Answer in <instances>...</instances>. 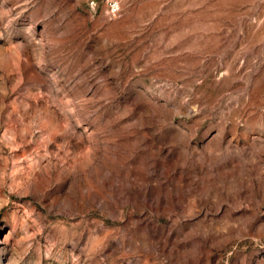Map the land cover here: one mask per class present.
Masks as SVG:
<instances>
[{
	"label": "rangeland",
	"instance_id": "374dc122",
	"mask_svg": "<svg viewBox=\"0 0 264 264\" xmlns=\"http://www.w3.org/2000/svg\"><path fill=\"white\" fill-rule=\"evenodd\" d=\"M0 264H264V0H0Z\"/></svg>",
	"mask_w": 264,
	"mask_h": 264
},
{
	"label": "built area",
	"instance_id": "2783aa9c",
	"mask_svg": "<svg viewBox=\"0 0 264 264\" xmlns=\"http://www.w3.org/2000/svg\"><path fill=\"white\" fill-rule=\"evenodd\" d=\"M114 5V7H116V5L115 4H113Z\"/></svg>",
	"mask_w": 264,
	"mask_h": 264
}]
</instances>
